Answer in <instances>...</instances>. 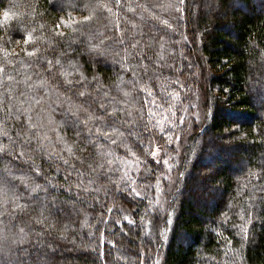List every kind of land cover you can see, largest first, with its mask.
<instances>
[{
  "label": "trees",
  "instance_id": "obj_1",
  "mask_svg": "<svg viewBox=\"0 0 264 264\" xmlns=\"http://www.w3.org/2000/svg\"><path fill=\"white\" fill-rule=\"evenodd\" d=\"M178 3L0 0V264H264V0Z\"/></svg>",
  "mask_w": 264,
  "mask_h": 264
},
{
  "label": "rangeland",
  "instance_id": "obj_2",
  "mask_svg": "<svg viewBox=\"0 0 264 264\" xmlns=\"http://www.w3.org/2000/svg\"><path fill=\"white\" fill-rule=\"evenodd\" d=\"M197 98L198 97L194 96L193 97V100H191L192 102H190L189 107H187L186 110H185V119L186 120L183 123L184 130L181 133V139H179L177 141L178 145H176L175 151L172 152V153H168V151H166L167 152L166 153L167 154V157L165 158L164 162L167 161L168 164H170V160H172L173 157L178 156V154L180 152V149L182 147L183 142L185 143L186 140L188 139V137L191 135V132L194 131L195 128L193 129V126L196 125V124H199L201 122V119H202V109H201V106L203 105V102L200 99H197ZM242 119L243 120H248V117H246V118L244 117ZM49 127H50L49 130H51V127L52 126H49ZM162 152H163L162 150L160 151L156 147L155 150H154V152H153V155L155 157H157V158L160 159V157L163 156ZM181 153H182V151L180 152V155H181ZM228 154H227V158L225 157V160H229L228 158H231L230 157L231 155L229 156ZM205 170H206L205 172H207V169H205ZM128 171H130V172L136 171V173H138L137 170H136V168H135V165L134 164H133V168L130 165H128ZM131 175H133V174H131ZM149 175L150 174H147V176H149ZM158 183H159V186H161V188H162L163 194L161 196L160 195L158 196V200L157 201L159 203V206L162 207L165 204L164 203L165 202V197L170 192L169 185H171V180L169 178L167 179L166 176L161 175V176H159ZM202 186H203L204 189L206 188V191L209 192V194H212L213 193V191H212L213 190V187H212V183L211 182L202 184ZM199 193L200 194L203 193L202 192V189H200Z\"/></svg>",
  "mask_w": 264,
  "mask_h": 264
},
{
  "label": "snow or ice",
  "instance_id": "obj_3",
  "mask_svg": "<svg viewBox=\"0 0 264 264\" xmlns=\"http://www.w3.org/2000/svg\"><path fill=\"white\" fill-rule=\"evenodd\" d=\"M182 5H183V0H179V3H178L177 6H176L177 11L182 10V9H181V6H182ZM3 18H4L5 21H7V19L9 18V12L5 11V12L3 13ZM85 19L88 20V19H90V18H89V17H85ZM165 23H166V21H165ZM49 63H51V62H49ZM69 83H71V81H69ZM80 95L83 96L84 93L81 92ZM5 135H6V133H5ZM3 147H4V148H7V145H4ZM21 155H23V153H21ZM165 163H167V161H165ZM16 207H17V208H21V209L23 208V206L20 205V204H16ZM19 231H20L21 233H23L24 229L21 228ZM15 251H16V259H17V262H18V264H21V260H22V258H21L20 254H19V253H20V250H19V249H16ZM7 252H8L9 254H12L13 249H12L11 247H9V248L7 249ZM33 259H34V261H35V264H43V261H41L39 257H34Z\"/></svg>",
  "mask_w": 264,
  "mask_h": 264
}]
</instances>
